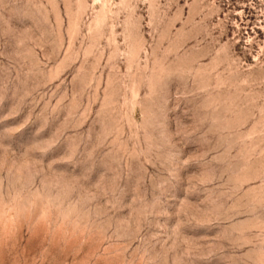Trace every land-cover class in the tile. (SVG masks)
<instances>
[{
    "label": "rangeland",
    "instance_id": "374dc122",
    "mask_svg": "<svg viewBox=\"0 0 264 264\" xmlns=\"http://www.w3.org/2000/svg\"><path fill=\"white\" fill-rule=\"evenodd\" d=\"M0 264H264V0H0Z\"/></svg>",
    "mask_w": 264,
    "mask_h": 264
}]
</instances>
